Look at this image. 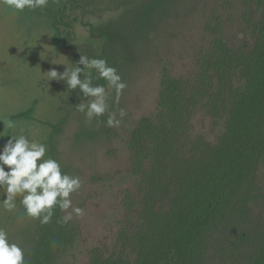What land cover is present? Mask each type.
<instances>
[{
	"label": "rangeland",
	"instance_id": "rangeland-1",
	"mask_svg": "<svg viewBox=\"0 0 264 264\" xmlns=\"http://www.w3.org/2000/svg\"><path fill=\"white\" fill-rule=\"evenodd\" d=\"M213 14L231 48L254 46L253 27L264 21V11L247 0H48L43 10L15 13L0 0V117L17 122L5 129L0 121V150L7 135H26L45 143V158L57 159L63 172L82 181L71 199L84 215L73 214L67 224L61 222L67 212L58 206L48 224L27 216L22 197L14 212L0 207V227L24 249L25 264H92L95 250L105 258L119 255V232L130 217L125 200L138 189L130 134L142 118L156 114L164 67L175 78L195 72L198 52L212 39L205 24ZM80 55L106 59L127 84L119 103L111 90L108 111L91 120L76 105L92 98L45 73L65 70L51 60L71 69ZM92 75L93 86H107L95 70ZM120 109L126 113L117 117L120 126L108 127V113ZM224 129L225 118L214 119L200 106L189 134L216 144ZM259 177L264 194V170ZM263 214L264 198L254 217Z\"/></svg>",
	"mask_w": 264,
	"mask_h": 264
},
{
	"label": "trees",
	"instance_id": "trees-1",
	"mask_svg": "<svg viewBox=\"0 0 264 264\" xmlns=\"http://www.w3.org/2000/svg\"><path fill=\"white\" fill-rule=\"evenodd\" d=\"M247 1L264 11V0ZM253 28L254 46L233 49L213 14L195 72L163 68L157 112L128 140L138 189L125 200L119 255L95 250L92 264H264V214L254 217L264 198V21ZM200 106L225 118L216 144L189 134Z\"/></svg>",
	"mask_w": 264,
	"mask_h": 264
},
{
	"label": "clouds",
	"instance_id": "clouds-1",
	"mask_svg": "<svg viewBox=\"0 0 264 264\" xmlns=\"http://www.w3.org/2000/svg\"><path fill=\"white\" fill-rule=\"evenodd\" d=\"M6 6L15 12L25 9H45L48 0H3ZM45 49V48H44ZM41 54V53H40ZM54 65H65V70L60 72L56 68L48 70L46 75L49 81H63L67 89L76 90L85 97L92 99L85 103L83 100L76 105L77 110L85 114L87 120L103 116L108 111V101L111 90L115 92L116 103H119L127 84L115 67L109 66L103 58H89L80 55L74 67H69L60 62L52 61ZM81 65L83 67H81ZM92 70L98 73L99 79L107 81L105 85L93 86ZM83 75V79L81 76ZM125 111L109 112L108 127H119ZM5 129H15L17 122L6 117H0ZM7 140L0 150V190H3V199L0 207L5 211L14 212L17 208V197L28 217L39 219L41 224H48L52 220L54 208L59 207L67 212L62 218V223L67 224L73 219V214L80 217L84 209L73 206L71 196L82 187L79 176L70 175L62 171L60 162L51 157L45 158L48 151L47 145L42 142L30 140L26 135H7ZM7 166L8 170H5ZM72 209L68 212V209ZM0 264H25L24 249L17 243L10 241L7 230L0 227Z\"/></svg>",
	"mask_w": 264,
	"mask_h": 264
}]
</instances>
